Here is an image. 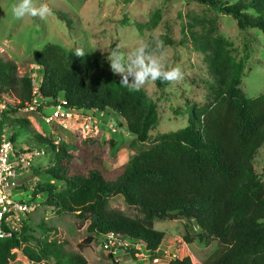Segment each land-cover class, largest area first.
Returning <instances> with one entry per match:
<instances>
[{"label":"trees","instance_id":"trees-1","mask_svg":"<svg viewBox=\"0 0 264 264\" xmlns=\"http://www.w3.org/2000/svg\"><path fill=\"white\" fill-rule=\"evenodd\" d=\"M182 1L230 15L240 29L257 28L264 33V0ZM58 14L71 25L66 13ZM197 27L189 23L183 35L204 55L212 78L205 83L209 88L206 103L189 105L185 128L160 135L152 147L112 171L107 170L105 160L115 154L120 141L103 135L85 140L78 134L76 139L56 144L45 133L34 132L30 119L17 114L38 98L42 102L38 109L49 106L44 114L49 116L65 100L69 110L123 119L127 132L144 143L159 122L158 106L145 90L122 86L98 51L79 58L58 44L35 50L31 53L39 68L35 79L21 76L15 61L0 59V100L4 101L0 138L6 134L16 152H44L53 161L44 170L31 165L36 176L46 178L15 191L59 215L88 220L89 235L79 245L81 249L97 237L105 244L113 236L131 244L124 248L127 253L154 256L166 236L155 229V220L183 217L200 229L201 242L218 243L217 251L202 264H264V175L256 165L264 145V94L247 98L240 88L245 63L235 61L230 41L216 35L214 25L207 32ZM155 84L160 89L169 85L159 80ZM21 130L31 132L24 145L17 140ZM118 195L141 216L110 210L108 200ZM31 221L27 216L18 232L0 239V264L15 261L14 250L20 248L37 264H88L81 253L69 251L65 242L53 237L55 227L41 226L39 237L29 234ZM186 241L191 242L188 237ZM109 255L115 258L118 253ZM170 264L194 263L190 257H175Z\"/></svg>","mask_w":264,"mask_h":264},{"label":"rangeland","instance_id":"rangeland-1","mask_svg":"<svg viewBox=\"0 0 264 264\" xmlns=\"http://www.w3.org/2000/svg\"><path fill=\"white\" fill-rule=\"evenodd\" d=\"M15 2L0 0V59L15 61L21 76L38 77L39 68L33 63L31 53L50 44H58L72 53L76 48L84 49L85 53L101 52L109 66L107 53L116 46L119 45L121 51L126 53L134 50L141 41L151 44L154 37L163 41L167 49L168 66H180L187 74L179 85L169 84L160 89L154 83L144 88L148 97L156 102L159 114L158 125L144 143L127 132L121 124L123 119L97 111L81 112L84 117L77 114L72 119L59 118L52 124L43 120L45 112L50 110L49 106L17 114V117L30 119L34 132L45 133L56 144L62 139H76L78 134L85 140L103 135L120 141L115 154L105 160L107 170L123 167L152 147L160 135L185 128L189 123V105L202 107L206 103L209 88L205 83L212 78L204 66V55L194 49L189 36L187 41L184 40L183 29L189 23H195L202 32H207L204 30L214 25L216 35L230 41V51L235 61L245 63L240 88L246 97L256 98L264 94V33L257 28L240 29L232 16L208 6L182 0H36L38 5L47 3L53 14L47 20L33 17L17 20L11 12ZM59 11L71 19L70 26L58 14ZM166 38L172 42L168 44ZM5 101L12 100L6 98ZM3 104L4 101L0 100V109ZM9 131L12 133V129ZM13 131L17 133V130ZM19 132L17 140L23 144L31 132ZM39 153L32 160V165L41 170L52 166V157L44 152ZM256 165L259 173L264 175V145L258 152ZM18 169V186L32 185L46 178L44 175L36 176L31 167ZM12 194L25 196L16 191ZM108 206L110 210L123 212L129 217L141 216L138 210L125 203L121 195L110 198ZM27 216L32 220L29 234L39 237L43 235L41 226L55 227L57 231L53 237L65 242L69 251L81 253L88 264H170L175 257H190L194 264H202L218 249L217 242L205 244L199 240L201 231L194 222L177 217L155 220V229L166 235L156 255L142 258L121 250L115 258H111L109 254L117 252L106 249L101 238H95L83 249L79 247L89 235L88 220L73 214L59 215L54 209L42 205L27 214L24 220ZM187 237L190 243L186 241ZM31 245L34 247V241ZM14 253L16 259L10 264H37L24 255L23 248L15 249ZM43 264H55V261H44Z\"/></svg>","mask_w":264,"mask_h":264},{"label":"clouds","instance_id":"clouds-1","mask_svg":"<svg viewBox=\"0 0 264 264\" xmlns=\"http://www.w3.org/2000/svg\"><path fill=\"white\" fill-rule=\"evenodd\" d=\"M11 12L17 20L27 17L47 20L53 14L47 3L38 5L36 0H16ZM74 53L79 58L85 56L82 48H76ZM107 60L111 72L121 77V85L134 91L147 88L158 80L179 85L187 75L180 66H168L167 49L158 37H154L151 44L141 41L134 50L126 53L118 45L107 53Z\"/></svg>","mask_w":264,"mask_h":264},{"label":"built area","instance_id":"built-area-1","mask_svg":"<svg viewBox=\"0 0 264 264\" xmlns=\"http://www.w3.org/2000/svg\"><path fill=\"white\" fill-rule=\"evenodd\" d=\"M37 93V87L35 88V94ZM42 104L38 98L33 100L32 104H29L24 111L32 112L38 109ZM67 102L64 100L54 106V111L49 116H44L43 120L47 124H52L59 118L72 119L75 116H83L81 112L66 109ZM46 108V105H43ZM4 105L1 106L2 110ZM84 117V116H83ZM64 120V119H63ZM36 152V151H35ZM40 153L37 152L36 155ZM34 153H19L14 149V145L8 136L3 134L0 138V239H4L12 236L13 233L19 231L22 221L26 215L33 212L37 208L38 204L29 202L25 196L13 195L12 192L18 187L17 179L19 177V167L30 168L32 160L36 156ZM21 193V192H19ZM23 195V193L21 194ZM106 249L116 251L120 253L124 248H128L131 244L127 241H117L113 236L107 238L105 244ZM134 245V244H133ZM141 247L135 246L136 250ZM125 252V251H124ZM135 255L138 257H146L144 252H137Z\"/></svg>","mask_w":264,"mask_h":264}]
</instances>
